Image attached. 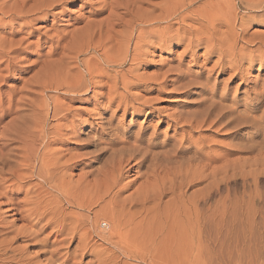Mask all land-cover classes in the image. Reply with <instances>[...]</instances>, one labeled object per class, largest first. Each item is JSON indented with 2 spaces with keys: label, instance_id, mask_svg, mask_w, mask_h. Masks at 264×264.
I'll use <instances>...</instances> for the list:
<instances>
[{
  "label": "bare ground",
  "instance_id": "bare-ground-1",
  "mask_svg": "<svg viewBox=\"0 0 264 264\" xmlns=\"http://www.w3.org/2000/svg\"><path fill=\"white\" fill-rule=\"evenodd\" d=\"M17 1L0 0V21L9 18L17 22L31 14L47 18L62 13L75 0H34V6L30 8L21 5L22 1ZM90 7V16L81 27L57 37L55 52L61 54L60 58L42 62L25 84L30 90L27 94L37 97H14L15 100L11 99L5 105L0 100L1 115L17 114L16 118L12 117L15 119V123L12 121L13 126L7 127L8 130H0V136L6 137L4 140L0 137V195L14 206L11 209L15 211L14 214L20 215L19 220L26 222L16 226L14 221L0 216V264H164L166 260L176 257L180 264H264V231L243 232L235 236L227 232L224 234L221 230L213 233L207 218L215 214L209 206L213 193L222 197L224 204H242L240 214L264 217V193L257 186V165L260 163H251L255 165L254 168L248 169L247 166V170L227 161L213 166L216 161L214 156L206 157L202 154L204 152L194 150L193 156L196 157L189 160L196 161V165L192 164V168H189L190 164H187L190 162L185 163L192 173L185 174L189 170L181 165L182 171H187L181 172L184 175L179 174L180 178L177 174L179 179L169 180L167 187L166 184L164 187L152 184L150 189L137 191L128 197L122 196L124 184L115 190L123 174L120 168L105 187L94 184L88 187L85 184L83 188L72 182V174L68 172L72 170L75 162L71 159L74 158L66 160L58 152L47 149L61 131L60 126L50 125L49 120L60 119L64 115L53 100L52 114L49 116L50 102L47 95L43 94L51 88L87 93L103 80L110 81L113 88L122 84L126 90L130 86L117 69H122L121 65L126 64L127 59L133 62L144 57L148 48L155 43L163 45L173 39L184 42L188 51L203 45L206 52L217 55L219 63H229L227 67L237 70L239 74L244 64L247 67L254 63H258V67L262 66L264 33L249 34L247 28L253 23L264 27V0H98ZM239 7L247 9L248 14L242 15ZM56 8H60L59 11L53 12ZM103 14L105 16L102 18H96ZM192 17H198L197 27L186 24L193 21ZM30 22H23L22 25L26 26ZM20 46V40L0 39V56L8 62V70L13 68V53ZM89 49L101 50V58L95 61V56L91 54L79 63L76 58L89 52ZM130 52L132 54L128 58ZM103 65L107 68L115 66L117 69L111 73L101 68ZM79 67L83 71H75ZM211 92H214L213 89ZM127 95L121 94L120 97L125 100ZM251 96L255 99L252 105L239 110L242 97L246 100ZM38 97L41 99L37 100ZM242 97L234 96L229 103L224 104L223 98L220 97L216 102L211 96L207 100L205 115L212 117L216 123L230 127L233 135H237L242 127H249L250 134L242 136L235 151L229 150L228 153L249 152L257 148L258 156L261 157L264 152V90H245ZM256 110H260L261 115L258 118L250 116L249 113ZM200 121L198 126L204 120ZM258 136L260 144L254 141ZM12 143L16 147L9 146ZM5 147L6 151L3 150ZM131 148L139 154L136 162L139 168L148 159L149 166L152 165L151 160L155 156H150L146 150L140 152V149ZM12 150L17 151L13 155L16 157L14 160L10 158L13 157L10 156ZM171 154L165 152L161 156L173 163L170 161ZM145 174L150 173L146 171ZM249 179L251 185L247 184ZM236 180L242 183L243 190L239 194L235 192ZM8 181L16 186L15 191L23 194L20 200L14 201L4 191ZM201 182L205 184L189 196L186 195L187 189ZM166 192L180 199L187 196L188 199H185L191 211L203 217L196 244L192 235L170 233L166 239L160 230L159 221L155 231L150 234H138L132 230L136 219L134 216L143 214L148 204L153 205L150 211L158 209ZM98 205L100 209L93 211L92 207ZM46 229L50 231L40 238ZM178 240L184 242V249L167 244ZM18 241L24 244L19 245ZM133 243H136L134 247ZM34 245H38L40 250L32 254L28 248Z\"/></svg>",
  "mask_w": 264,
  "mask_h": 264
},
{
  "label": "rangeland",
  "instance_id": "rangeland-1",
  "mask_svg": "<svg viewBox=\"0 0 264 264\" xmlns=\"http://www.w3.org/2000/svg\"><path fill=\"white\" fill-rule=\"evenodd\" d=\"M18 1L17 3L22 1L20 4L29 8L33 7V2H35L34 0ZM87 1H92V3ZM95 1L98 0H86L83 1L84 3L81 0H75L62 13L49 15L47 18L31 14L17 22L9 18L0 21V39L20 40L21 43L20 48L13 53L15 59L12 69H7L8 62L0 56L1 103L3 101L5 105L9 100L18 99L20 96L33 99L37 97L27 94V91H30L29 87H26L28 84L25 85L28 79L41 67L42 62L55 61L60 58L61 54L57 55L58 52H55L57 37L81 27L86 18L90 16V6ZM59 9L56 8L53 12H58ZM238 10L242 15L248 14L245 8L239 7ZM104 14L96 18H102L105 16ZM197 19L198 17H192L193 21L186 24L197 27ZM27 21L31 22L26 26L22 25L23 22ZM253 32L264 33V27L253 23L247 28V33ZM103 48L105 49L106 45ZM49 51L53 54L48 53ZM100 53L101 50L99 49L96 51L89 49V52L79 55L76 59L79 62L82 58L92 54L96 61V59L101 58ZM131 54L130 52L128 58ZM140 59L133 61L134 63L127 59L129 62L121 65L122 69L120 67L117 69L115 66L108 68L104 65L101 66L109 72H113L114 69L119 70L121 77L130 86L126 90L122 84H118V86L120 85L117 86L118 88H113L110 81L104 82L105 80H103L87 93L66 91L65 88L61 89L60 87V89L51 88L47 92H43L50 102L49 116L52 114L51 108L54 101L61 107L62 115H64L60 119L49 120L50 125L57 124L61 127V131L56 136L58 140L55 138V141L49 144L47 149L51 152H58L64 159L74 158L71 161L75 162L73 165L75 167L72 166V170H68L69 173L71 172L70 175L72 174L70 177L72 182L78 183L83 188L85 184L88 187L93 184L97 187L101 185L103 188L112 179V175L115 177L116 172L121 168L123 174L120 185L115 190L124 184L122 196L128 197L137 191L150 189L156 184L161 187L166 184L167 187L172 180H177L175 178L183 176L186 169L189 172H185V174H191L192 169H188L187 165L190 164L189 168L196 165L194 164L196 161L190 162L189 159L196 157L193 156V151L197 150L201 153L204 152L202 154L206 157L214 156L216 163L213 162V166H218L222 161H227L238 166L241 165L247 170V168H254L255 165L252 164L257 161V164L260 163L256 164L259 166L257 186L264 193V152L261 157L258 156L257 148L249 152L228 153L229 150L235 151V146L241 142V137L250 134L251 129L242 127L237 135H233L230 127L220 122L216 123L212 117L205 115L207 100L211 96L216 102L221 97L224 99L223 103L227 104L234 96L242 97L245 90L263 91L264 64L259 67L258 63H254L251 67L244 64L241 68L243 71L239 74L237 70L227 67L229 63H219L217 55L206 52L203 45L194 51H188L184 42L175 39L163 45L155 43L148 48L144 57ZM75 71H83V69L79 67ZM212 89L214 92H211ZM125 93L128 94V97L123 100L120 96L121 94L125 95ZM39 97L37 100L41 99ZM254 101L252 96L246 100L242 97L238 109L251 106ZM249 114L258 118L261 112L256 110ZM15 115L17 116V114ZM15 115L14 113L7 115L0 113V130L11 127L12 123H15V119H13L16 118ZM200 120H204L205 123L203 121V124L198 126L197 123L201 122ZM0 137L2 138V136ZM254 141L256 144L261 143L259 136ZM15 144L19 146L18 142ZM15 144L12 143L9 146L16 147ZM131 147H135L134 149L137 151L140 149V152L146 150L150 152V156H155L151 160L152 165L149 166L150 161L148 159L139 168L136 163L139 154L133 152ZM7 148L5 147L3 150L6 151ZM12 152H10V156L17 154L15 150ZM165 152L175 154L170 155V161L173 163L167 162L168 160H165L164 157L162 158L161 155ZM206 152L208 153L205 154ZM132 154H134L135 159H133ZM10 158L16 159L15 156ZM187 162L190 163L187 164ZM181 165L186 167L184 171H182ZM180 169L181 171H179ZM146 171H149L150 174H145ZM181 172L183 173L181 174ZM9 183L10 181L5 185L4 191L8 192L14 201L20 200L23 194L15 191L16 186ZM204 184L205 182H201L187 189L186 195L189 196L188 194ZM247 184L251 185L250 179ZM242 190L241 181L236 180L235 192L239 194ZM167 193L158 209L155 208V210L150 211L149 209L153 208V205L148 204L143 214L141 212V215L134 216L136 219L131 226L133 227L132 230L138 234H150L155 231L157 221H159L160 230L166 235V239L169 238L167 234L170 233L192 235L195 237L194 242L196 244L197 236L202 229L203 217H198L191 211L189 203L186 202L187 196H185L186 199L184 197L181 200L180 197L177 199L172 194ZM82 199L85 198L82 197ZM183 199L184 202H182ZM8 202L6 197L0 195V212H4L0 216L5 217L6 220L14 221L16 226L26 224L25 221L19 220L20 215L14 214L15 211L11 209L14 206ZM209 206L212 212H215L211 217H207L213 233L221 230L224 234L227 232L231 233L230 236H235L243 232L258 233V231H264V217H249L240 214L243 209L242 204L237 205L235 202L224 204L222 197L213 193L209 199ZM92 208L93 211L99 210L100 205ZM72 210L75 209L72 208ZM49 231L50 229L43 231L40 238ZM17 244L22 245L24 243L18 241ZM167 244H171L177 249H184V242L181 240L167 242ZM135 245L136 243H133L132 247ZM152 246L153 244L150 245V247ZM39 250L38 245L28 248V252L32 254ZM164 264L180 263L176 257L166 260Z\"/></svg>",
  "mask_w": 264,
  "mask_h": 264
}]
</instances>
